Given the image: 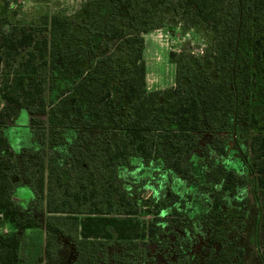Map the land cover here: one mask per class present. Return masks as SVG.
Instances as JSON below:
<instances>
[{
	"label": "trees",
	"instance_id": "1",
	"mask_svg": "<svg viewBox=\"0 0 264 264\" xmlns=\"http://www.w3.org/2000/svg\"><path fill=\"white\" fill-rule=\"evenodd\" d=\"M81 8L79 19L52 15L44 27L48 36L43 39L35 37L36 27L24 28L15 39L4 35L2 44L9 55L25 46H34L38 54L31 52L16 70L14 85L2 88L10 105L1 115L17 114L13 105L17 92L23 96L34 88L41 94L35 79L36 57L47 56L45 64L52 71H66L73 84L56 99L55 109L70 125L63 136L65 145L50 140L58 150V159L51 163L63 164L65 156L72 163L99 165V197L96 189L78 179L70 178L64 188L59 180V191L47 203L51 215L40 243L39 222L24 218L23 206L15 198L13 178L20 177V168L4 158L0 145V264H26L28 242L21 230L37 233L45 264H70L65 240L77 246L78 260L73 264H94V243L114 237L119 244L154 237V225L140 216L158 211L159 205L128 198L121 179L117 177L115 184L110 178V165L123 168L141 158L147 164L162 163L189 173L190 158L201 154L202 138L239 132L241 118L247 126L244 155L253 189L264 195V0H85ZM166 10L200 31L206 39L205 49L197 58L188 57L184 50L170 52L175 86L150 91L144 34L164 25ZM0 20L5 16L0 15ZM2 60L0 55V68ZM28 109L45 112L42 105ZM92 130L97 132L90 134ZM23 162L29 181V165L26 159ZM204 163L200 160L196 166L201 178L208 176ZM224 176L233 180L231 172ZM246 180L240 174V184ZM197 196L198 201L204 200L200 193ZM218 238L227 245L217 263L246 264L241 239L239 246L227 234Z\"/></svg>",
	"mask_w": 264,
	"mask_h": 264
},
{
	"label": "flooded vegetation",
	"instance_id": "2",
	"mask_svg": "<svg viewBox=\"0 0 264 264\" xmlns=\"http://www.w3.org/2000/svg\"><path fill=\"white\" fill-rule=\"evenodd\" d=\"M234 133L232 136L235 138L231 139L242 155V168H229L225 162L219 160L220 154H226L227 145L225 142L219 147L215 139L224 134H208L205 140L204 137L202 138L199 144L201 154L198 157L193 154L190 158L192 165L189 173L178 171L162 163L147 164L141 158L133 159L123 168L115 164L110 165L112 169L110 178L115 180V184L117 177L121 179V189L127 193L128 198L138 202L151 201L159 205L158 211L140 216L142 219H148L151 226L154 225L152 227L155 229V236L138 238L124 244H119L115 237L106 240L105 243H94L92 251L96 259L94 264H219L217 263L219 258L223 257L221 254V251L224 252L223 245H227L222 244L218 238L221 234H227L231 241L237 242L239 246L241 239L245 247V262H247L248 236L250 238L254 236L257 242L264 226V195L261 190L253 189L249 167L245 161L244 143L241 144L240 137ZM33 138L32 135L16 136L14 145L21 146L23 142L28 139L32 141ZM201 144L204 146L201 147ZM48 145L52 146L50 143ZM55 151L58 153V150ZM34 152L35 155L43 154L37 144H34L32 155ZM56 159L58 154L55 153L49 154L42 159L43 161L35 157V166H28L31 176L29 181L16 162L21 172L20 177L13 178L17 183L15 198L23 206V214L25 210H31L26 216L32 219V211L37 213L42 209L47 212L46 221L50 217L51 212L47 209V203L52 192L47 190V182H50V188L54 179L56 183L61 181V188H64V184L69 182L70 178L73 182L74 179H78L80 183L96 189L99 197L102 174L98 169L99 165L74 164L65 156L60 158L65 161L63 164H52L51 162ZM138 159L142 161V166L138 169L139 173H134V169L138 167H135L136 164L133 162ZM200 160L205 162L204 169L208 175L203 178L195 172ZM11 161L14 162L13 159ZM156 168L160 173L167 172V178L170 179L173 173L181 175L185 185L176 187L172 184V180H170L172 183L167 182L169 179L165 183L163 173L160 176L161 183L155 181L147 186V177L143 173ZM229 172L233 173L232 181L224 178V174ZM41 173H43V181L40 180ZM152 174L157 173L155 171ZM240 174H245L247 178L242 184H240ZM41 186L43 188L39 190ZM23 192H28L30 195L28 202L23 198ZM198 193L203 196V201H198ZM115 196H113L114 200L117 199ZM64 243V247L70 250V264L76 263L78 260L76 244L73 242L68 244V240Z\"/></svg>",
	"mask_w": 264,
	"mask_h": 264
},
{
	"label": "rangeland",
	"instance_id": "3",
	"mask_svg": "<svg viewBox=\"0 0 264 264\" xmlns=\"http://www.w3.org/2000/svg\"><path fill=\"white\" fill-rule=\"evenodd\" d=\"M85 0H0V15L5 16V20H0V55L3 57L0 68V145L2 146V153L6 160H12L14 163L21 167L23 170L24 159L27 160V164L34 165L35 157H39V160L43 161L51 153L58 154L54 146H49L50 140L58 142L60 145H65L63 136L66 131V127L69 124L67 119L60 113L58 109H55L56 99L65 92L66 87L72 85L73 78L69 77L66 71H52L50 70L47 61V56L40 58L39 56L34 59L38 69L35 74V79L38 85L41 87V94H36L34 88H28V92L21 96V91L15 94L17 102L13 105L17 109V114L12 117H2V111L10 105V102L3 97V90L5 85H14L12 81L14 74L20 67V63L25 61L31 52L38 54V50L34 46L20 47L13 50L11 55L7 53V47L3 46V37L6 34H11L13 38L20 36L24 28L30 29L36 27L35 37L37 39H43L48 36L47 30H45L46 22L54 14H63L68 17L79 19L82 16L81 5ZM203 34L200 31L192 30L180 19L179 16H174L170 10H166V20L161 28L152 30L146 34L145 37V60L147 63L146 84L150 91L169 89L175 86V64L170 61V52L179 53L184 50L188 57L197 58L203 55L205 49V40ZM76 38L73 42L76 43ZM48 52V50L46 51ZM119 106L123 105V99L118 98ZM44 106L45 112L41 113L37 110L30 111L28 107L38 109V107ZM79 125H82V121H78ZM246 122L244 119H239V132L241 144L244 143L246 138ZM97 130H92L90 134L96 133ZM32 135L34 138L27 140L21 144V146L15 147L14 137ZM90 136V135H89ZM206 136H204L205 140ZM235 138L231 134H224L217 136L215 142L219 147H222L226 142V154H220L219 160L225 162L229 168H242V155L238 152V149L233 145L232 139ZM34 144L42 150V155H32ZM49 146V147H48ZM85 146L81 144L80 147ZM204 145L201 144V147ZM43 148V149H42ZM75 149H78L75 148ZM83 149L84 148H80ZM78 154L81 151L77 150ZM71 161V160H69ZM40 162V161H39ZM141 160H136L134 173H139V167L142 166ZM79 164V161L73 162ZM145 171L143 175H146V185H152L155 181L160 182V176L164 177V182L167 183L172 180V184L176 187L185 185L184 179L181 175H173L167 178V172L160 173L157 170ZM151 170V169H150ZM156 171L157 174H152ZM154 175V176H153ZM169 179V180H167ZM167 180V182H166ZM25 183V182H23ZM182 185V186H183ZM50 182H47V190L54 193L59 191V181L56 183L54 179L51 187ZM185 187V186H184ZM249 185L247 190L249 191ZM49 191V192H50ZM30 192V190H29ZM250 195V194H249ZM26 202L29 201L30 195L28 192L22 193ZM31 210H25L23 217L29 215ZM33 220L38 221L42 230L43 243L46 230V217L47 212L42 209L40 212L35 213L32 211ZM264 222V221H263ZM21 236L27 239L26 251V264H45L43 255V246L38 250V238L35 232L20 231ZM251 239V240H250ZM248 249H247V264H264V226H262V232L259 236V240L256 242V238L248 236ZM37 242V243H36Z\"/></svg>",
	"mask_w": 264,
	"mask_h": 264
}]
</instances>
